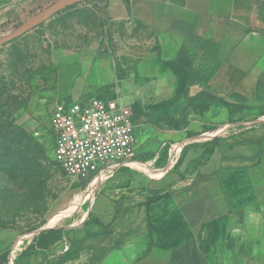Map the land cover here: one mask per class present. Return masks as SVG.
<instances>
[{
  "label": "rangeland",
  "instance_id": "374dc122",
  "mask_svg": "<svg viewBox=\"0 0 264 264\" xmlns=\"http://www.w3.org/2000/svg\"><path fill=\"white\" fill-rule=\"evenodd\" d=\"M56 1L32 0L20 16L0 26V39ZM102 1L76 0L40 26L0 47V264H51L47 257L38 255L57 243L49 245L54 238L61 236L60 241L68 246L78 229L102 223L104 179L116 168L89 179L65 174L54 159L55 139L50 128L57 102L116 99L131 106L136 126L152 125L166 131H181L195 119V113L204 112L214 103L212 99L190 96L176 58L183 40H165L132 20H113ZM187 46L198 49L201 44ZM225 55L224 51L217 59L200 57L196 64H210L212 68ZM249 109L238 107L232 111L241 122L264 123V107L258 118L252 115L258 109ZM4 121L9 126H2ZM234 129L215 128L212 132L218 133L217 141L211 139L208 147L218 144ZM14 132L29 144L32 155H39L38 178L32 176V165L25 159L14 158L8 166L3 163L4 156L14 154L7 149ZM135 135L138 146L137 128ZM167 148L157 155L156 163L152 162L153 156L139 160L134 154L123 163L136 164L137 172L158 173L163 169L162 161L173 156ZM183 153L180 149L177 161ZM20 169L26 172L25 178L16 176L15 170ZM248 194L236 193L229 199L237 202ZM178 204L171 193L159 192L151 197L149 247L179 242L183 246L195 237L188 223H182L185 219ZM210 232L213 239L204 241L209 253L207 263H237L229 261L231 255L222 260L225 249L233 247L231 240H224L222 228H211ZM148 250L142 248L139 257H145ZM108 255L96 264H106Z\"/></svg>",
  "mask_w": 264,
  "mask_h": 264
},
{
  "label": "crops",
  "instance_id": "0c3cea01",
  "mask_svg": "<svg viewBox=\"0 0 264 264\" xmlns=\"http://www.w3.org/2000/svg\"><path fill=\"white\" fill-rule=\"evenodd\" d=\"M31 1L0 0V26L20 16ZM102 4L113 20H132L168 41L172 37L184 41L175 22L196 24V33L220 44L226 55L207 87H189L191 97L212 99L214 103L204 112L195 113L187 127L181 131L160 130L152 125L136 127L139 143L134 155L139 160L153 156L152 162L156 163L157 155L168 146L169 155L176 149L184 150L183 161L179 163L181 157L171 164L167 158L162 161L165 171L158 173L137 172V165L129 162L116 167V172L104 179L102 223L78 229L68 246L59 241L39 258L45 256L51 264H96L109 254L106 264H208L204 241L213 239L211 228L221 227L224 240H231L233 245L225 249L222 260L231 255L229 261L235 260V264H261L264 123L241 122L232 109L256 108L259 111L252 115H262L264 0H103ZM223 126L235 129L221 137L211 157L200 163L205 145L218 135L212 131ZM236 171L245 178L237 176L235 188L247 189L255 197L239 207L230 201L223 184ZM159 192L171 193L179 201V211L195 235L188 244L169 249L149 247L152 240L147 204ZM145 247L148 253L140 258ZM132 250L135 253H130Z\"/></svg>",
  "mask_w": 264,
  "mask_h": 264
},
{
  "label": "built area",
  "instance_id": "2783aa9c",
  "mask_svg": "<svg viewBox=\"0 0 264 264\" xmlns=\"http://www.w3.org/2000/svg\"><path fill=\"white\" fill-rule=\"evenodd\" d=\"M136 127L131 106L116 99L59 101L50 117L54 159L68 177H95L134 154ZM179 152L174 150L171 164L176 163Z\"/></svg>",
  "mask_w": 264,
  "mask_h": 264
},
{
  "label": "trees",
  "instance_id": "16d2710c",
  "mask_svg": "<svg viewBox=\"0 0 264 264\" xmlns=\"http://www.w3.org/2000/svg\"><path fill=\"white\" fill-rule=\"evenodd\" d=\"M176 26L183 33V36H184V44L179 49V52H178L176 58L178 60V64H179L180 68L184 72L185 84L188 85V89H189V87H191L193 85H201L202 87H207L209 81L212 79V76L214 75L215 71L219 67V64L225 58L221 59L219 61V63L214 65L212 68H211L210 64H205L202 66V65L196 64V62H197V59L200 57L201 58L205 57V58H208V60H211L214 57L216 58L219 53L221 55L223 53V51L221 50L220 44H217L212 39H207V38H204V37L198 35L196 33V24L178 21V22H175V27ZM189 43L190 44H196V45L201 44V46L198 49L197 48L194 49L192 47L187 46ZM192 98H195L196 100H202V99H198L197 97H192ZM226 104L229 105V103H226ZM229 106H232V105L230 104ZM238 107H244V106H237L236 108H238ZM133 120H134V118H133ZM2 126H9V125H8L7 121H4ZM12 128H15V127H12ZM14 135H15L14 138H12V140L10 141V145H7V149H10L11 153H14V154L13 155H7V156L2 155L5 158L3 163L8 166L14 158L18 157V158L25 159L27 162L31 163V165H32V170H33L32 176L38 178V176L40 174V169H38V167L39 168L41 167V162L38 161L39 155H32L29 144L24 142L20 138V135L18 133L14 132ZM212 141L216 142L217 138H214V140H212ZM208 145H209L208 143L205 145L206 150L203 154L202 159L200 160V163H203L204 161L208 160L211 157V155L214 153L218 144L215 143L212 145V147H208ZM183 155H184V153H183ZM183 159H184V157L182 156L179 163H181L183 161ZM5 172H7V171L5 170ZM15 174H16V176H18V177L20 176L21 178H25L27 176L26 172L21 170V169L19 171L15 170ZM232 176L233 177H231L228 180H225V182L223 183L225 185L227 196L230 198V197H233L236 193L238 195H242L243 193L248 192L247 189L241 190V189L235 188V186L237 185L235 182L238 180L237 178L240 177L241 180L242 179L244 180L245 175L240 171H236ZM237 176H239V177H237ZM232 190H234V193H232ZM253 199H255V197L253 195H251V193H249L244 199L242 197H239V199L236 203L237 206H235V207H239V206L243 205L244 201H246V200L251 201ZM150 202H151V198L147 204L148 209H149ZM182 223L184 225H186L185 221L183 219H182ZM150 230H151V227L149 224V232H150ZM169 232H172V231H169ZM173 232H175V231H173ZM61 238H62L61 236H57L56 238H54L50 242L49 245L52 246L56 242L60 241ZM180 245H181V242H179L177 245H167L164 243V244L160 245V247L165 248V249H169V248L178 247Z\"/></svg>",
  "mask_w": 264,
  "mask_h": 264
},
{
  "label": "water",
  "instance_id": "95a60500",
  "mask_svg": "<svg viewBox=\"0 0 264 264\" xmlns=\"http://www.w3.org/2000/svg\"><path fill=\"white\" fill-rule=\"evenodd\" d=\"M75 1L76 0H57L54 4H52L48 8L37 13L36 15L29 18L26 22L22 23L12 33L0 39V47L20 38L21 36L25 35L29 31L35 29L40 24H42L44 21L60 13L63 9H65L67 6L71 5Z\"/></svg>",
  "mask_w": 264,
  "mask_h": 264
},
{
  "label": "bare ground",
  "instance_id": "6f19581e",
  "mask_svg": "<svg viewBox=\"0 0 264 264\" xmlns=\"http://www.w3.org/2000/svg\"><path fill=\"white\" fill-rule=\"evenodd\" d=\"M143 170V169H142Z\"/></svg>",
  "mask_w": 264,
  "mask_h": 264
}]
</instances>
